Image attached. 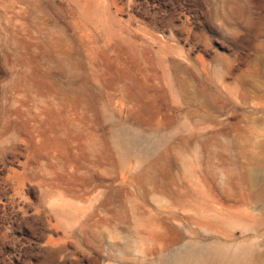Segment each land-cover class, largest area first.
I'll return each mask as SVG.
<instances>
[{
  "label": "rangeland",
  "instance_id": "1",
  "mask_svg": "<svg viewBox=\"0 0 264 264\" xmlns=\"http://www.w3.org/2000/svg\"><path fill=\"white\" fill-rule=\"evenodd\" d=\"M210 244L264 264V0H0V264Z\"/></svg>",
  "mask_w": 264,
  "mask_h": 264
},
{
  "label": "bare ground",
  "instance_id": "2",
  "mask_svg": "<svg viewBox=\"0 0 264 264\" xmlns=\"http://www.w3.org/2000/svg\"><path fill=\"white\" fill-rule=\"evenodd\" d=\"M244 254V250H240L237 254L231 256L224 246L218 244L198 245L178 255L176 263L226 264L228 262V264H242Z\"/></svg>",
  "mask_w": 264,
  "mask_h": 264
}]
</instances>
